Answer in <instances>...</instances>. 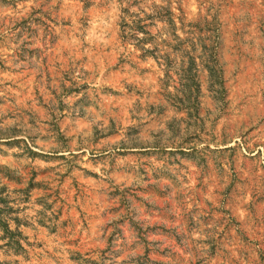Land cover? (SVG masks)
<instances>
[{
    "label": "rangeland",
    "instance_id": "rangeland-1",
    "mask_svg": "<svg viewBox=\"0 0 264 264\" xmlns=\"http://www.w3.org/2000/svg\"><path fill=\"white\" fill-rule=\"evenodd\" d=\"M0 264H264V0H0Z\"/></svg>",
    "mask_w": 264,
    "mask_h": 264
}]
</instances>
